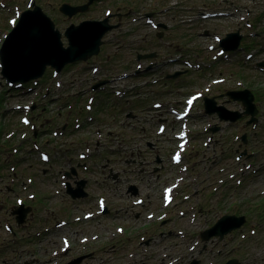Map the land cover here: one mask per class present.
Masks as SVG:
<instances>
[{
  "label": "rangeland",
  "instance_id": "374dc122",
  "mask_svg": "<svg viewBox=\"0 0 264 264\" xmlns=\"http://www.w3.org/2000/svg\"><path fill=\"white\" fill-rule=\"evenodd\" d=\"M34 1L62 32L72 23L102 20L108 12H112L110 24L116 26L108 31L100 53L89 58L90 67L81 62L69 63L55 78L52 68H46L40 86L48 85L51 77L50 85L54 90L48 96L53 97H38L29 115L17 105H29L32 98L10 88L0 70V264H167L184 251L188 256L194 235L210 228L222 214L244 215L243 226L254 223L258 232L252 237L245 236L244 240L234 236L220 253L216 251L222 248V239L218 234L211 235L179 264L194 261L207 264L211 259L215 264H225L233 257L237 264H264V214L260 216V212H264V71L257 67L258 62L264 61V38L261 37L264 0H96L87 10L71 17L60 10L61 5H81L88 0H0V47L15 25L12 21L16 23L21 12ZM221 9L227 11L221 16H210ZM247 22L255 27V37L246 29ZM161 23H165V27ZM234 32H241L244 43L240 49L229 51L232 54L229 60L221 59L212 69L203 72L187 70L191 76L179 74L175 80H167L162 75V72L186 68L181 62H169V57L177 54L183 53L191 60L200 57L207 62L214 61L211 58L217 50L216 35L226 37L227 33ZM159 34L163 37L159 38ZM236 38L232 36L229 40L234 44ZM63 39L67 44L66 38ZM249 43H252L251 48L247 49ZM209 45H215L213 51L207 48ZM140 52L157 53L156 57L141 62L147 66L150 60L158 59L160 65L154 66L155 71L141 69L124 81L113 78L116 73L134 71ZM248 52L255 53L254 57L247 59ZM95 65L101 67L100 71H93ZM156 77H161L160 82L145 83ZM220 77L225 78L223 85L212 83ZM108 78L118 81L115 82L117 88L129 89L127 96L115 95L111 88L114 84L110 86L113 82L108 80L106 89L101 88L103 92L95 95L93 111L84 109V103L93 92L90 85ZM56 79L62 83L60 88L56 87ZM240 79L244 84L239 89L247 87L257 92L259 114L255 123L246 122V115L236 121H219L217 114L204 113L201 105L205 101L201 99L189 117L192 132L185 153L187 159L174 166L171 154L178 148L175 133H179L181 124L171 112L159 113L153 107L154 101H183L190 93L202 90L204 94L212 91L209 96L220 94L216 98L229 109H243L240 102L228 100L225 92L238 89L236 83ZM32 86V82L25 84L26 88ZM37 89L40 95L44 93L41 88ZM32 93L34 95V91ZM126 98L129 100L125 101ZM69 102L71 105L75 102V108L83 112L85 128H69L62 136H55L53 130L62 120L74 118L66 109ZM58 106L65 110H59ZM178 108H183V104H178ZM89 116L93 117V123L87 122ZM209 117H213L217 129L210 132L213 141L206 147L203 141L208 140L207 133L203 130ZM161 118H168L167 129L159 135L157 128L160 121H164ZM32 124L36 125L37 132H32ZM97 127L101 128V133L96 132ZM244 133L248 135L247 143L241 138L238 140ZM146 140H151L153 145L148 146ZM33 141L43 150H36ZM88 145L92 153L88 152L87 160L82 161L78 153ZM45 149L52 155L47 163L41 158ZM245 150L251 155L237 159V153ZM157 152L163 156L162 163L155 160ZM85 162L89 165L86 170L81 164ZM186 163L188 169L184 171L182 167ZM194 163H199L193 169L197 180L190 184V168ZM65 170L72 173L69 179L72 191L63 185L60 174ZM236 172L239 174L231 178ZM240 174L247 176L243 179ZM173 176L175 180L189 176L184 190L196 195L191 201L179 202L180 208L190 202L196 204L199 215L193 224L189 215L179 217L175 211L171 213V220L165 222H155L156 217H148L150 210L155 211L156 216L163 210L161 188L171 183ZM238 179H243L239 187ZM81 188L85 193H80ZM32 193H35L34 199L29 198ZM99 195L107 197L110 211L86 218L97 209L98 213L103 211ZM138 196H147L144 205L132 207L127 203ZM19 198L22 199L19 201ZM22 206L29 209L19 223L17 216ZM60 221L65 222L56 225ZM6 224L12 226L11 231L5 228ZM121 225L125 227L123 233L116 229ZM177 229H185L187 235L179 237ZM141 232L145 239L139 245ZM230 236L225 234L223 239ZM188 237L189 244L183 241ZM132 244L136 245L137 254L134 262L126 263L124 255L132 249ZM167 254L169 256L164 257Z\"/></svg>",
  "mask_w": 264,
  "mask_h": 264
},
{
  "label": "water",
  "instance_id": "95a60500",
  "mask_svg": "<svg viewBox=\"0 0 264 264\" xmlns=\"http://www.w3.org/2000/svg\"><path fill=\"white\" fill-rule=\"evenodd\" d=\"M94 1L96 0H88L81 5L63 3L60 10L71 17L87 10ZM113 26L116 25L109 23V17L102 20L86 19L78 24H70L62 32L43 8L34 3L33 7L21 13L16 25L2 44L0 50L2 77L9 82H27L42 76L48 66L61 71L69 63L86 61L100 52L101 44L104 42L103 37ZM63 38H66L67 44ZM152 55L144 54L140 57ZM178 74L173 76L176 77ZM230 95L234 99L243 101L246 106L244 113L251 114L254 120L257 107L253 102L254 95L251 91L231 92ZM205 106L209 113L217 112L223 120L235 121L243 116L242 112L230 111L223 106H218L213 98H205ZM216 129L217 127L213 130ZM69 191H72V188ZM80 193L84 192L80 191ZM22 209L17 217L19 223L24 220L28 210ZM244 221V216L227 214L202 235L204 239L215 234L223 238L226 233L241 226ZM226 264H237V261L232 259Z\"/></svg>",
  "mask_w": 264,
  "mask_h": 264
},
{
  "label": "flooded vegetation",
  "instance_id": "af4514ba",
  "mask_svg": "<svg viewBox=\"0 0 264 264\" xmlns=\"http://www.w3.org/2000/svg\"><path fill=\"white\" fill-rule=\"evenodd\" d=\"M155 65H160V64H159V62H158V63H155ZM155 65H154V66H155ZM169 75H170V74H169L168 72L164 73V76H166V77H168ZM99 183H100V182H99ZM263 196H264V195H263ZM263 196H262V197H263ZM193 198H194V197H193ZM193 198L191 197V198H190V201H191ZM130 206L133 207L134 205H130ZM263 214H264V212L261 211V212H260V216L262 217ZM198 215H199V210L197 209V207H195V208H194V211H193V223H195V221L197 220ZM155 220H156L155 222H159V221H164V222H165V221H168V220H170V219H169L168 217H166V218H164V219H162V220H157V219L155 218ZM193 223H192V224H193ZM255 229H256V231H258V230H257V226L255 227ZM169 231L172 232L173 230H172V229H169ZM193 253H194V252H193Z\"/></svg>",
  "mask_w": 264,
  "mask_h": 264
},
{
  "label": "snow or ice",
  "instance_id": "6c2138e0",
  "mask_svg": "<svg viewBox=\"0 0 264 264\" xmlns=\"http://www.w3.org/2000/svg\"><path fill=\"white\" fill-rule=\"evenodd\" d=\"M13 24H15V21H12Z\"/></svg>",
  "mask_w": 264,
  "mask_h": 264
},
{
  "label": "bare ground",
  "instance_id": "6f19581e",
  "mask_svg": "<svg viewBox=\"0 0 264 264\" xmlns=\"http://www.w3.org/2000/svg\"><path fill=\"white\" fill-rule=\"evenodd\" d=\"M144 205V204H143Z\"/></svg>",
  "mask_w": 264,
  "mask_h": 264
}]
</instances>
